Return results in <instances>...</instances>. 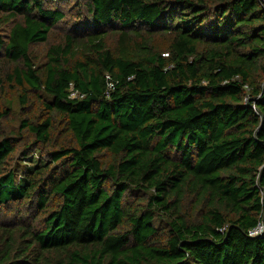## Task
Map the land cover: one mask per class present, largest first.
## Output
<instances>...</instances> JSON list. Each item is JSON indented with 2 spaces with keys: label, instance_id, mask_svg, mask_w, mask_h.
<instances>
[{
  "label": "trees",
  "instance_id": "obj_1",
  "mask_svg": "<svg viewBox=\"0 0 264 264\" xmlns=\"http://www.w3.org/2000/svg\"><path fill=\"white\" fill-rule=\"evenodd\" d=\"M7 85L0 264H264V0H0Z\"/></svg>",
  "mask_w": 264,
  "mask_h": 264
},
{
  "label": "rangeland",
  "instance_id": "obj_2",
  "mask_svg": "<svg viewBox=\"0 0 264 264\" xmlns=\"http://www.w3.org/2000/svg\"><path fill=\"white\" fill-rule=\"evenodd\" d=\"M72 2L69 4L61 5V9L65 10L67 16L65 20L59 24H57L50 34L49 40L45 43H39L33 46L32 50L38 60L40 62H44L46 60V54L48 47L53 44H58L64 40V37L69 30L75 29V25L78 26L79 24V17L78 12L80 13L81 10H78L76 5L72 6ZM78 21V22H77ZM19 94H21V90L16 86H6L4 90L0 89V106H5V103H11L14 109L15 115H22L21 111V103L18 99ZM32 100V99H31ZM35 112L37 114H42L40 108H36ZM61 128V127H59Z\"/></svg>",
  "mask_w": 264,
  "mask_h": 264
},
{
  "label": "built area",
  "instance_id": "obj_3",
  "mask_svg": "<svg viewBox=\"0 0 264 264\" xmlns=\"http://www.w3.org/2000/svg\"><path fill=\"white\" fill-rule=\"evenodd\" d=\"M72 95L75 96L76 92H73ZM263 232H264V224L260 222L257 227H255L254 229L250 231L249 235L254 237V236L262 234Z\"/></svg>",
  "mask_w": 264,
  "mask_h": 264
}]
</instances>
